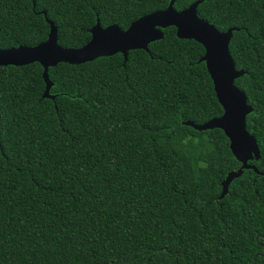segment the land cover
<instances>
[{
    "label": "trees",
    "instance_id": "1",
    "mask_svg": "<svg viewBox=\"0 0 264 264\" xmlns=\"http://www.w3.org/2000/svg\"><path fill=\"white\" fill-rule=\"evenodd\" d=\"M195 0H174L181 10ZM170 0H0V49L35 46L49 21L60 46L131 22ZM198 16L235 28V84L260 156L240 167L203 46L175 27L80 64L0 66V264H264V0H202ZM262 173V174H261Z\"/></svg>",
    "mask_w": 264,
    "mask_h": 264
},
{
    "label": "water",
    "instance_id": "2",
    "mask_svg": "<svg viewBox=\"0 0 264 264\" xmlns=\"http://www.w3.org/2000/svg\"><path fill=\"white\" fill-rule=\"evenodd\" d=\"M201 1L195 0L188 7L176 10L173 7L174 0H170L165 9L141 16L131 22L125 30L117 24L102 27L97 20L90 29V40L77 48L60 46L57 42V29L54 23L49 21L50 30L45 41L35 46L19 45L0 49V66H22L38 62L43 68L42 78L45 82L42 97L53 98L49 93L52 86L48 74L49 67L60 62L80 64L115 53H121L125 62L130 50L148 51L149 43L164 37L162 29L175 27L178 38L193 39L203 46L204 54L199 61L205 63L217 100L222 107L221 115L202 124H188L199 130L215 127L222 129L229 139L232 154L240 162V167L229 172L222 181V198L228 192L231 181L239 177L243 169H253L260 173L253 164L248 163L249 160L259 158L260 149L255 135L246 129V116L252 111V107L248 104L244 91L235 84V79L244 74L242 69L235 68L229 52V43L235 28L220 31L213 23L199 17L197 7Z\"/></svg>",
    "mask_w": 264,
    "mask_h": 264
},
{
    "label": "flooded vegetation",
    "instance_id": "3",
    "mask_svg": "<svg viewBox=\"0 0 264 264\" xmlns=\"http://www.w3.org/2000/svg\"><path fill=\"white\" fill-rule=\"evenodd\" d=\"M240 70V69H239ZM248 102V101H247ZM249 104V103H248ZM250 105V104H249ZM251 106V105H250Z\"/></svg>",
    "mask_w": 264,
    "mask_h": 264
}]
</instances>
